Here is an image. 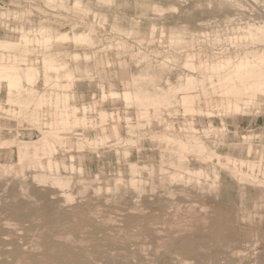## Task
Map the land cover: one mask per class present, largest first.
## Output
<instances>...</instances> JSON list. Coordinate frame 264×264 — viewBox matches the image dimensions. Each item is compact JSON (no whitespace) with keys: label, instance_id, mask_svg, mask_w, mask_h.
Returning a JSON list of instances; mask_svg holds the SVG:
<instances>
[{"label":"rangeland","instance_id":"obj_1","mask_svg":"<svg viewBox=\"0 0 264 264\" xmlns=\"http://www.w3.org/2000/svg\"><path fill=\"white\" fill-rule=\"evenodd\" d=\"M51 261L264 264V0H0V264Z\"/></svg>","mask_w":264,"mask_h":264},{"label":"bare ground","instance_id":"obj_2","mask_svg":"<svg viewBox=\"0 0 264 264\" xmlns=\"http://www.w3.org/2000/svg\"><path fill=\"white\" fill-rule=\"evenodd\" d=\"M197 202H198V201H197ZM77 209H78V208H77ZM75 210H76V209H75ZM101 212H102V211H101ZM116 212H117V210H116ZM98 213H100V212H98ZM98 216H99V215H98ZM61 217H62V216H61ZM99 217H100V216H99ZM203 217H204V216H203ZM81 218H82V215H81ZM215 219H216V218H215ZM153 220H154V218H153ZM221 220H222V218H221ZM224 221H225V220H224ZM224 221H223V222H224ZM74 222H75V221H74ZM159 222H160V221H159ZM175 223H176V222H175ZM181 223H182V222H181ZM76 224H77V223H76ZM79 224H80V223H79ZM81 224H82V223H81ZM214 224H215V223H214ZM122 225H123V223H122ZM172 226H173V225H172ZM63 227H64V226H63ZM137 227H138V226H137ZM212 227H213V226H212ZM176 228H177V227H176ZM160 230H161V229H160ZM134 234H135V233H134ZM10 235H11V234H10ZM175 236H176V234H175ZM164 237H165V236H164ZM167 237H168V236H167ZM177 237H178V235H177ZM177 237H176V238H177ZM173 238H174V237H173ZM160 239H161V238H160ZM163 239H164V238H163ZM45 240H46V239H45ZM118 240H119V239H118ZM133 240H134V239H133ZM131 241H132V240H131ZM50 242H51V241H50ZM166 242H167V241H165V243H166ZM163 243H164V242H163V240H162V245H163ZM45 244H46V242H45ZM51 244H53V243H51ZM54 244H55V243H54ZM43 249H44V247H43ZM45 249H46V248H45ZM60 249H62V248H60ZM107 249H108V248H107ZM53 250H54V249H53ZM62 250H63V249H62ZM52 252H53V251H52ZM62 252H63V251H62ZM41 253H42V252H41ZM53 253H54V252H53ZM24 254H25V253H24ZM24 254H23V255H24ZM54 254H55V253H54ZM68 254H69V253H68ZM23 255H22V256H23ZM66 255H67V254H66ZM69 255H70V254H69ZM41 256H42V255H41ZM70 256H71V255H70ZM78 256H79V255H78ZM78 256H77V258H78ZM42 257H43V256H42ZM20 259H21V258H20ZM65 259H67V258H65ZM23 260H24V257H23ZM38 260H39V259H38ZM42 260H43V259H42ZM46 260H47V259H46ZM51 260H53V258H52ZM67 260H68V259H67ZM26 261H27V260H26ZM29 261H30V259H29ZM29 261H28V262H29ZM49 261H50V259H49ZM34 262H35V261H34ZM17 263H18V262H17ZM47 263H48V261H47ZM18 264H19V263H18ZM31 264H32V263H31ZM50 264H53L52 261L50 262ZM54 264H55V262H54ZM62 264H63V263H62Z\"/></svg>","mask_w":264,"mask_h":264}]
</instances>
